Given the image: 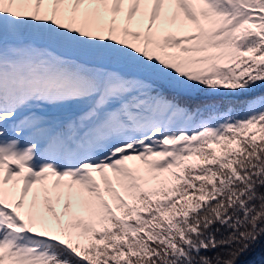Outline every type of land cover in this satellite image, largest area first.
Masks as SVG:
<instances>
[{"label": "snow or ice", "instance_id": "obj_1", "mask_svg": "<svg viewBox=\"0 0 264 264\" xmlns=\"http://www.w3.org/2000/svg\"><path fill=\"white\" fill-rule=\"evenodd\" d=\"M0 264H264V0H0Z\"/></svg>", "mask_w": 264, "mask_h": 264}, {"label": "trees", "instance_id": "obj_2", "mask_svg": "<svg viewBox=\"0 0 264 264\" xmlns=\"http://www.w3.org/2000/svg\"><path fill=\"white\" fill-rule=\"evenodd\" d=\"M214 99L222 101L224 106H227V102L231 100L232 97L225 95V96L214 97ZM260 257H261V251L260 249H257V251L250 257V259L259 261Z\"/></svg>", "mask_w": 264, "mask_h": 264}, {"label": "rangeland", "instance_id": "obj_3", "mask_svg": "<svg viewBox=\"0 0 264 264\" xmlns=\"http://www.w3.org/2000/svg\"><path fill=\"white\" fill-rule=\"evenodd\" d=\"M226 107V106H225Z\"/></svg>", "mask_w": 264, "mask_h": 264}]
</instances>
